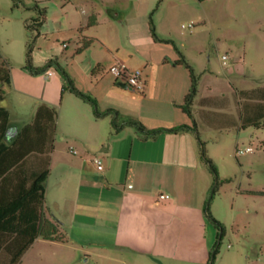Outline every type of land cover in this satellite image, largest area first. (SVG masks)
Wrapping results in <instances>:
<instances>
[{
  "label": "crops",
  "instance_id": "crops-1",
  "mask_svg": "<svg viewBox=\"0 0 264 264\" xmlns=\"http://www.w3.org/2000/svg\"><path fill=\"white\" fill-rule=\"evenodd\" d=\"M103 13L84 14L80 28L70 29L78 31L73 49L45 67L32 65L41 72L12 67L5 96L31 103L29 125L41 105L56 108L58 118L53 143L35 128L20 136L25 122L6 138L12 150L0 151V207L6 199L24 202L0 239L36 238L29 251L51 241L36 236V226L59 221L68 239L101 246L125 264H207L217 234L206 211L214 176L202 158L195 106L193 117L185 110L192 78L179 61L192 67L188 45L155 29L146 52L119 14L99 30ZM48 22L47 11L38 36ZM117 65L143 69V90H127L112 72ZM68 79L91 100L64 90ZM95 157L104 160L103 170ZM46 171L42 198L30 192Z\"/></svg>",
  "mask_w": 264,
  "mask_h": 264
},
{
  "label": "rangeland",
  "instance_id": "rangeland-1",
  "mask_svg": "<svg viewBox=\"0 0 264 264\" xmlns=\"http://www.w3.org/2000/svg\"><path fill=\"white\" fill-rule=\"evenodd\" d=\"M37 6L49 17L46 34L39 36ZM95 10L104 11L99 30L116 14L127 18L146 52L156 39L155 29L187 43L197 78L193 106L198 132L217 169V174L210 169L214 184L207 204L225 227L214 264H264V125L242 126L252 100L244 91H264V0H0V62L26 64L29 50L34 66L62 59L75 46L71 38L78 31L70 29L80 28L82 16ZM64 41L72 42L69 49ZM254 101H260L258 95ZM1 104L10 112L11 125L33 120L31 103L16 94H8ZM248 147L251 152L237 154ZM119 257L67 238L41 240L19 264H125Z\"/></svg>",
  "mask_w": 264,
  "mask_h": 264
},
{
  "label": "trees",
  "instance_id": "trees-1",
  "mask_svg": "<svg viewBox=\"0 0 264 264\" xmlns=\"http://www.w3.org/2000/svg\"><path fill=\"white\" fill-rule=\"evenodd\" d=\"M41 15L37 18V24H40V21L45 20L47 17V10L40 9ZM90 42L84 43L82 48H85L89 45ZM179 64H186L191 73V89L188 95L186 96V107L185 110L188 114L192 115L191 106H193L195 98L198 94L197 89V78L193 71V68L186 60L179 61ZM26 67L29 68L34 73L41 72L44 68H33L32 60H31V50H29L28 58L26 61ZM11 70L12 66L10 62L6 59H3L0 62V151L1 150H12L10 148V143L7 141V132L11 127L10 121V112L4 107L1 102L4 100L6 95L7 87L11 84ZM71 90L77 95L86 96L83 92H81L77 87L74 86L72 81L68 79V86L64 87V90ZM250 98H252L251 102L246 106V116L243 117L242 126L255 125L257 127H261L264 125L261 122V119L264 118V91H244ZM260 99V101H254V99ZM87 97V96H86ZM90 98V97H87ZM262 99V100H261ZM91 100V98H90ZM99 113V112H97ZM57 118H58V110L56 108L49 107L47 105H41L37 115L34 119L32 125H26L22 128L19 133L20 136L29 135L30 129H34L39 136H43L46 133V137L51 136L52 143L54 142L56 130H57ZM143 128L142 125H140ZM187 128V127H181ZM180 128V129H181ZM195 130H197L195 128ZM199 143L201 147V154L204 161L208 164L209 168L217 174V169L213 164L212 159L208 156L206 150V143L199 137ZM49 172L46 171L42 175H40L33 183L32 191L38 192L42 198H44L45 186L44 183L47 180ZM216 191V187L212 194ZM212 198V196H211ZM24 200L20 199H6L4 200L3 205L0 207V230L4 231H12L13 229V221L14 215L20 210V206ZM1 205V204H0ZM206 211L212 223L218 229L217 240L210 251V257L207 264H214L217 254L219 253L220 245L225 235V227L222 222L216 219L209 212L208 204H206ZM3 222V224H2ZM36 236H42L46 240L51 241H61L64 242L67 240L66 232L61 228V223L59 221L51 222L49 220H42L41 224L37 225ZM36 238H32L29 240H19V239H0V264H19L23 255L30 248V246L35 242Z\"/></svg>",
  "mask_w": 264,
  "mask_h": 264
},
{
  "label": "built area",
  "instance_id": "built-area-1",
  "mask_svg": "<svg viewBox=\"0 0 264 264\" xmlns=\"http://www.w3.org/2000/svg\"><path fill=\"white\" fill-rule=\"evenodd\" d=\"M184 28L187 27L186 25H183ZM188 27L192 28L193 24L190 23ZM224 62L228 59L227 55L223 56ZM226 63V62H225ZM113 74L116 76L117 80L124 83L126 86H132L136 88L138 91H142L144 88V82H143V75L144 71L141 68H126L121 65H117L112 68ZM52 74V72H49ZM252 149L250 147L246 149H237V154L242 155L247 152H251ZM95 162L100 170H103L105 168L104 166V160L101 157H95ZM162 198H169L170 195H161Z\"/></svg>",
  "mask_w": 264,
  "mask_h": 264
},
{
  "label": "water",
  "instance_id": "water-1",
  "mask_svg": "<svg viewBox=\"0 0 264 264\" xmlns=\"http://www.w3.org/2000/svg\"><path fill=\"white\" fill-rule=\"evenodd\" d=\"M18 132V127L17 126H11L9 129H8V132H7V138L9 140H12L14 138V136L16 135V133Z\"/></svg>",
  "mask_w": 264,
  "mask_h": 264
}]
</instances>
